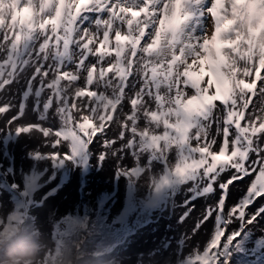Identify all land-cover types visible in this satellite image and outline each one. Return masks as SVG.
<instances>
[{
  "label": "snow or ice",
  "instance_id": "obj_1",
  "mask_svg": "<svg viewBox=\"0 0 264 264\" xmlns=\"http://www.w3.org/2000/svg\"><path fill=\"white\" fill-rule=\"evenodd\" d=\"M14 85L0 138L39 134L49 151L30 152L25 203H0V241L24 232L42 239L40 264H94L92 233L112 204L79 219L49 212L45 228L34 210L56 189L35 191L62 168L111 157L126 180L123 232L177 207L184 224L196 201H213L191 229L212 223L205 245L185 254V236L157 264H264V203L254 208L264 199V0H0V93Z\"/></svg>",
  "mask_w": 264,
  "mask_h": 264
},
{
  "label": "rangeland",
  "instance_id": "obj_2",
  "mask_svg": "<svg viewBox=\"0 0 264 264\" xmlns=\"http://www.w3.org/2000/svg\"><path fill=\"white\" fill-rule=\"evenodd\" d=\"M23 82H21L22 84ZM20 85L18 87L17 92L19 91ZM32 113V115H27V117L31 118L33 116L37 117L35 113L32 111H29ZM0 127L3 126L2 121H0ZM109 135L114 136V131L110 130L108 132ZM19 144H23L24 148L21 150H18L17 153H15L17 162H21L25 156H27L26 147L31 146L32 149H44V145L42 143V138L39 137V134L35 137H27L24 138H18L16 137L15 142L12 145H8L9 147H13ZM8 146L1 149V156L6 161L5 154L8 150ZM118 146V145H117ZM94 151L99 153L101 150V145L99 143H95L93 147ZM31 155L28 154V162L29 157ZM97 162V161H96ZM9 163V162H6ZM120 163L119 161L114 160L113 158L109 157L102 166L98 165L96 166V170L92 173L91 178L87 181L88 187L85 191V198L89 199V204L92 203V200H94V197L96 195L103 196L108 195V190L106 189V186H111V179L110 175L112 172V169L116 167V165ZM124 164L130 165L132 164L131 158H127L124 162ZM44 165V164H43ZM46 166V165H45ZM19 168L20 165H18ZM76 168V167H75ZM72 166H68V170L73 172L75 169ZM159 169H157L158 171ZM60 171H65L64 169H60L55 174L56 176L59 175ZM35 172L34 165H31L29 167H23L19 172L14 175V177H8L9 181H12L13 186L16 185L17 187H14V189L18 190L20 193H22V187L24 180H30L32 178L33 173ZM52 175V170L50 172V175ZM102 176L107 177V182L104 185L105 178ZM73 177V176H72ZM54 178V179H55ZM46 178L45 180H47ZM54 179L51 180L50 183H48L44 188H47L51 186L54 183ZM81 181V176L78 177V179L75 181H71V183L66 186L59 195H57L54 198H51L45 202V205L41 209H35L34 214L38 217V220L40 222L41 227H47L46 220L48 218L49 212H51L56 217L59 215H62L66 212L71 213H77L82 206V203L85 202V198L79 196V183ZM140 182H146L145 179H142ZM247 180L239 182L235 186H233L230 190V204H233L236 202L237 198L242 195L243 190L246 188ZM6 189H8L6 187ZM183 200V196L177 197V204H180ZM113 203L112 200L103 203ZM212 200L204 201V200H198L195 202L196 208L194 212L192 213L191 217L184 223L180 224L178 222L179 216L182 214L183 209L180 207L175 209H169L162 213V215H157L156 220H153L152 223L147 224L146 226L142 227V229L138 232L135 239L132 241L130 245L121 253V263L122 264H157V261H160L162 259H168L173 257L177 246L180 244L181 240L187 236V239L185 241V246L183 248V252L185 254H188L192 252L195 248L203 247L205 243L207 242L209 238V232L212 228V223L209 222L207 225L202 227L195 235L192 234L191 229L194 226L195 220L197 217H199L201 210L204 208L206 203H212ZM0 203H3L4 210L6 211L8 207H10V193L7 192V190H1L0 192ZM264 203V199L257 202V205L254 206L258 207L259 204ZM253 208V210H254ZM121 215V214H120ZM119 216H117V221L121 222L119 220ZM130 224V222L126 223ZM235 227V225H233ZM264 227V221H261V224L257 226ZM260 233L259 231L256 232V235L258 236ZM166 241H170V243L167 245ZM166 244V245H165ZM161 246L164 247L165 255L163 257L157 255V253L160 251Z\"/></svg>",
  "mask_w": 264,
  "mask_h": 264
},
{
  "label": "clouds",
  "instance_id": "obj_3",
  "mask_svg": "<svg viewBox=\"0 0 264 264\" xmlns=\"http://www.w3.org/2000/svg\"><path fill=\"white\" fill-rule=\"evenodd\" d=\"M43 250L41 238L19 232L0 241V264H40Z\"/></svg>",
  "mask_w": 264,
  "mask_h": 264
},
{
  "label": "trees",
  "instance_id": "obj_4",
  "mask_svg": "<svg viewBox=\"0 0 264 264\" xmlns=\"http://www.w3.org/2000/svg\"><path fill=\"white\" fill-rule=\"evenodd\" d=\"M93 219H95L93 217ZM99 224L96 226V230L92 233V237L96 241V238L99 236V232L97 231ZM94 252H98L97 249L94 248ZM94 264H110V257L105 254H98L97 258L94 259Z\"/></svg>",
  "mask_w": 264,
  "mask_h": 264
}]
</instances>
